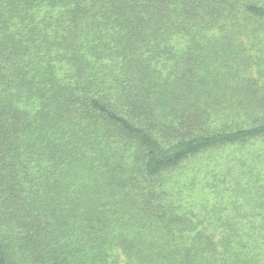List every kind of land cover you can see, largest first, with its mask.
I'll use <instances>...</instances> for the list:
<instances>
[{
	"label": "trees",
	"instance_id": "trees-1",
	"mask_svg": "<svg viewBox=\"0 0 264 264\" xmlns=\"http://www.w3.org/2000/svg\"><path fill=\"white\" fill-rule=\"evenodd\" d=\"M0 264H264V0H0Z\"/></svg>",
	"mask_w": 264,
	"mask_h": 264
},
{
	"label": "rangeland",
	"instance_id": "rangeland-1",
	"mask_svg": "<svg viewBox=\"0 0 264 264\" xmlns=\"http://www.w3.org/2000/svg\"><path fill=\"white\" fill-rule=\"evenodd\" d=\"M240 150V149H239ZM245 152H238V147H229V148H225V149H220V150H216L213 151L212 153H209L208 155H205V157L202 156L201 159H197L196 161H194L192 163V165L196 166V165H202L203 168V161L204 163L207 162H213L215 161V159H218V161H220L223 166H228L231 163H235L236 161H239V156L244 154ZM205 158L207 160H205ZM223 169V168H222Z\"/></svg>",
	"mask_w": 264,
	"mask_h": 264
}]
</instances>
